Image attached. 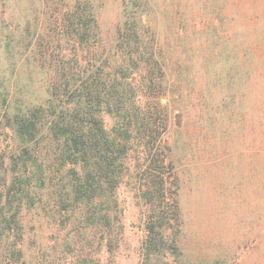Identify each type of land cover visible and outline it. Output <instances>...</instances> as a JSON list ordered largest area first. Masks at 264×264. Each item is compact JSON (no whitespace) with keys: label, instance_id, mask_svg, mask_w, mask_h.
Segmentation results:
<instances>
[{"label":"trees","instance_id":"obj_1","mask_svg":"<svg viewBox=\"0 0 264 264\" xmlns=\"http://www.w3.org/2000/svg\"><path fill=\"white\" fill-rule=\"evenodd\" d=\"M157 1L121 0L107 41L106 0L44 7L39 41L0 78V264H115L134 170L149 206L138 264H185L168 257L171 126L238 139L247 118L245 148L264 147V0Z\"/></svg>","mask_w":264,"mask_h":264},{"label":"rangeland","instance_id":"obj_2","mask_svg":"<svg viewBox=\"0 0 264 264\" xmlns=\"http://www.w3.org/2000/svg\"><path fill=\"white\" fill-rule=\"evenodd\" d=\"M60 1L64 0H49L48 4L46 0H0V78L12 71L13 60L24 59L29 54L27 47L39 41L44 7L51 13L57 5L66 6ZM170 1L159 0L156 7L168 11L169 6L173 9L177 4L182 9L185 5L184 0ZM235 1L242 8L243 0ZM199 6L205 7L204 2ZM120 7L121 0H106L102 8L100 24L105 41ZM207 20L203 18L205 23ZM195 22L196 18L192 23ZM177 23L183 25L182 19ZM246 105L241 104L243 108ZM261 115L258 128L264 126V111ZM244 120L237 122L241 130L235 127L243 131L237 133L238 139L231 140L217 130L212 140V134L196 129L194 120L188 118L174 123L165 135L163 143L173 147L166 154L167 162L172 164L167 168L166 189L171 198L167 209L172 223L169 232L173 250L168 254L171 261L180 258L185 264H264V147L245 148L249 146V135L244 131L248 120ZM11 146L10 130L0 128V163L6 160L7 165ZM138 186V172L134 170L133 179L119 190L125 229L115 264H138L140 259L149 206ZM174 197L178 198L177 205L172 201ZM50 230L42 227L41 233Z\"/></svg>","mask_w":264,"mask_h":264}]
</instances>
